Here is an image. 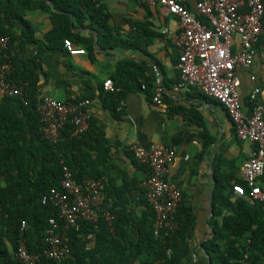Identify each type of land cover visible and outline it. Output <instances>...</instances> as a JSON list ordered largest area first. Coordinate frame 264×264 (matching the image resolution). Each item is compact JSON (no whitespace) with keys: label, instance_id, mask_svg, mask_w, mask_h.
I'll use <instances>...</instances> for the list:
<instances>
[{"label":"crops","instance_id":"0c3cea01","mask_svg":"<svg viewBox=\"0 0 264 264\" xmlns=\"http://www.w3.org/2000/svg\"><path fill=\"white\" fill-rule=\"evenodd\" d=\"M2 1L6 29L13 37L9 48L13 66L21 73L31 75L27 67L36 72L38 100L49 97L62 104L91 100L89 116L95 119V131L103 132L108 150L95 152V167L109 179L105 193L109 208L125 214L120 231L126 233L133 226L126 240H137L133 228L147 220L149 212L143 184L150 171L135 160L130 146L138 143L149 149L161 144L176 152L168 182L183 195L177 221L191 228L185 263L208 264L202 246L214 237L221 221L213 205L217 182H229L227 193L243 183L241 168L251 147L237 138L217 101L197 91H173L178 81L180 52L174 36L180 32L179 20L144 0H27L29 9L23 8L22 0ZM185 6L198 17L196 0H186ZM20 18L28 25L26 30ZM63 36L91 41V46L72 42L86 54L71 56ZM155 66L166 88L162 105L153 102ZM237 74L244 111L250 116L248 101L254 89H260L264 105V44L253 66ZM108 79L126 101L121 113L101 96ZM109 250L103 247L101 256Z\"/></svg>","mask_w":264,"mask_h":264},{"label":"built area","instance_id":"2783aa9c","mask_svg":"<svg viewBox=\"0 0 264 264\" xmlns=\"http://www.w3.org/2000/svg\"><path fill=\"white\" fill-rule=\"evenodd\" d=\"M149 6L160 7L176 17L180 32L174 36L179 49L177 65L178 81L173 91H197L217 101L228 113L237 138L250 145V155L241 168L244 185L234 186L236 195L248 197L250 203L264 202V105L259 99L260 89L249 96L251 114L247 116L241 99L239 69L249 70L258 54V46L264 37L263 0H196L198 17L186 8V0H144ZM10 36L0 32V98L18 97L24 106L30 101L23 95V86L11 79L15 68L9 54ZM64 47L71 56L85 55L70 40ZM155 93L153 102L162 105L166 95L164 79L159 67H153ZM252 80H254L252 78ZM107 93L119 97L116 108L121 113L126 108L122 91L108 79L103 84ZM91 100L62 104L52 98L39 99L35 111L39 117L42 139L56 145L68 124L73 126L72 136L80 137L89 130V108ZM130 152L142 166L149 168V178L144 182L145 198L155 215L154 234L169 237L180 228L177 217L183 201L182 192L168 182L171 164L176 158L172 148L161 144L149 149L135 143ZM108 178L100 180H75L68 167H63V178L59 188H52L43 196L44 205L51 204L59 212L61 225L50 221L45 240L47 259L57 264H69V231L79 232L84 224L99 228L104 219L112 229L115 216L105 203ZM26 224H22V231ZM96 233L86 236L92 244ZM91 245L87 247L90 248ZM172 254L169 249L167 255ZM16 258L21 264H40L39 258L29 253L25 239L19 244Z\"/></svg>","mask_w":264,"mask_h":264},{"label":"trees","instance_id":"16d2710c","mask_svg":"<svg viewBox=\"0 0 264 264\" xmlns=\"http://www.w3.org/2000/svg\"><path fill=\"white\" fill-rule=\"evenodd\" d=\"M22 6L31 8L27 0H22ZM4 13L3 1L0 0V32L10 36V48L13 37L6 29ZM20 22L26 30L28 25L21 18ZM61 39L91 46V41L78 37L63 36ZM261 44H264V37L259 46ZM28 70L31 75L15 68L11 79L23 86V95L30 105L24 106L18 97L0 98V264H21L16 252L22 239H25L29 253L39 258L40 264H57L44 255L45 240L50 221L55 219L61 225L63 222L54 206L42 203L43 196L52 188L60 187L65 166L78 182L103 179L99 166L95 167L98 164L95 152L107 153L108 150L103 145L106 143L103 132L95 131L93 118L89 119V130L80 137L72 136L73 126L68 124L58 144L43 140L35 111L38 76L33 69L25 68ZM101 96L105 103L110 102L112 108H117L119 97L105 92L103 85ZM217 183L213 205L215 216L221 221L214 229V237L202 246L209 257L208 264H264V202L250 203L248 197L236 195L232 187L227 193L229 182ZM261 183L263 186L264 179ZM105 203L115 216L112 229L101 219L98 230L84 224L79 232L69 231V264H186L184 252L187 234L191 231L187 223L181 222L180 228L167 238L156 237L155 215L146 201L147 220L138 222L135 231L133 228L137 240H126L133 226L126 233L120 231L124 212H115L106 200ZM23 223L26 228L22 231ZM91 232L96 233V245L88 250L90 242L86 241V236ZM106 246L110 250L101 256L100 251ZM169 249L172 252L170 256L167 255Z\"/></svg>","mask_w":264,"mask_h":264}]
</instances>
